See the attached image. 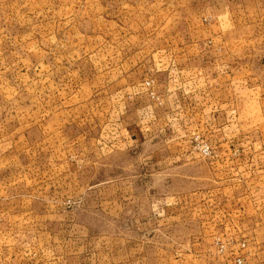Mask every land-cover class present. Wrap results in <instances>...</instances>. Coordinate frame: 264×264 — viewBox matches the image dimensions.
Segmentation results:
<instances>
[{"label": "rangeland", "instance_id": "1", "mask_svg": "<svg viewBox=\"0 0 264 264\" xmlns=\"http://www.w3.org/2000/svg\"><path fill=\"white\" fill-rule=\"evenodd\" d=\"M195 56L264 107V0H0L10 264L245 263L248 206L217 173V151L253 149L257 136L264 148V108L227 129L252 144L221 145L192 120L188 93L181 123L168 79L181 86Z\"/></svg>", "mask_w": 264, "mask_h": 264}, {"label": "crops", "instance_id": "2", "mask_svg": "<svg viewBox=\"0 0 264 264\" xmlns=\"http://www.w3.org/2000/svg\"><path fill=\"white\" fill-rule=\"evenodd\" d=\"M187 60H193V64H191V68H184L182 73L185 72L186 76H182L183 79L179 75L181 86H173V79H168V110L171 111V108L176 107V113L180 117L181 123L185 124L187 106L181 105L179 102L183 99L184 93H188L189 104L194 111L192 120L198 125L208 123L214 126L218 132L215 131L219 140L225 142L221 145L235 138L245 140L246 144L251 141L250 144H252L253 139L251 137H254V134L250 136L246 135L247 132H242L241 136L227 130L232 126V121L235 119L246 122L257 117L255 110L261 109L263 111L264 107H260L255 101H249L248 97L246 98V94L250 92L249 87L234 88V83L228 80L232 76H229L227 72L211 69L209 65H207L208 68L199 66L204 63L201 58L195 56ZM168 72L170 77L172 74L170 71ZM186 78H192V80H184ZM191 82H194V86L187 90L182 89L183 86ZM174 97L178 99L176 100ZM256 105L257 107H255ZM261 118L264 119V113L261 114ZM216 121L219 122L218 126ZM262 137L264 140V134ZM257 138L259 140L257 142L260 143V137L257 136ZM257 142L253 143L255 145L253 149L248 148L239 151L219 149L217 151V157L220 160L216 162L217 168H219L217 173L224 174L226 180L232 184L225 187L230 189L233 194H235V189H241V193L235 194L236 196L232 194V198L241 201L243 206H248L243 210L244 229L242 236L247 241V248L244 251L247 260L244 264H264V148H258ZM0 251V264H10L11 258L8 257L7 259V252L2 249ZM12 261L17 264L16 259L13 258ZM32 264L40 263L33 262Z\"/></svg>", "mask_w": 264, "mask_h": 264}, {"label": "built area", "instance_id": "3", "mask_svg": "<svg viewBox=\"0 0 264 264\" xmlns=\"http://www.w3.org/2000/svg\"><path fill=\"white\" fill-rule=\"evenodd\" d=\"M202 152L204 155H210L212 154V150L210 149V146L208 144H203L202 145ZM244 246H247V243L245 242ZM238 263L242 264V259L238 258Z\"/></svg>", "mask_w": 264, "mask_h": 264}]
</instances>
